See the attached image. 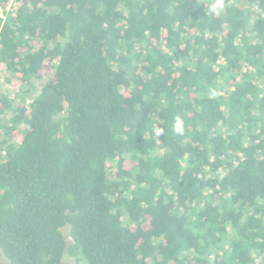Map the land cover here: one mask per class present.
Wrapping results in <instances>:
<instances>
[{"label":"trees","instance_id":"1","mask_svg":"<svg viewBox=\"0 0 264 264\" xmlns=\"http://www.w3.org/2000/svg\"><path fill=\"white\" fill-rule=\"evenodd\" d=\"M13 2L0 86L52 78L0 90L6 263L264 264V0Z\"/></svg>","mask_w":264,"mask_h":264},{"label":"rangeland","instance_id":"2","mask_svg":"<svg viewBox=\"0 0 264 264\" xmlns=\"http://www.w3.org/2000/svg\"><path fill=\"white\" fill-rule=\"evenodd\" d=\"M14 5L13 0H11L10 6ZM1 16V13H0ZM52 78V72L49 70H43L39 77L34 79L29 86L27 87L29 89L28 93H23L22 94V86H19L17 84H13L12 86L10 84H8V86L6 84H2L3 86H0V90L6 91V92H10V94L13 93H19L21 94V98L24 99L25 103H27L32 97H34L37 92L43 87V85ZM16 99L15 100V104H20L22 99ZM16 141H18V138H16ZM65 240L66 243L69 244L70 243V237L66 234L65 235ZM64 263L65 264H78L75 262V260L69 256L67 253L64 257ZM0 264H7L6 261L3 259V257L0 255Z\"/></svg>","mask_w":264,"mask_h":264},{"label":"clouds","instance_id":"3","mask_svg":"<svg viewBox=\"0 0 264 264\" xmlns=\"http://www.w3.org/2000/svg\"><path fill=\"white\" fill-rule=\"evenodd\" d=\"M222 8H223V4L220 2V0H217V2L214 3V4L211 6V11L214 12V13H216V12L221 11ZM177 130H178V131L180 130V129H179V122H178V124H177ZM154 131H155V135H156L157 137H159V136L163 133V129H161V128H156Z\"/></svg>","mask_w":264,"mask_h":264}]
</instances>
